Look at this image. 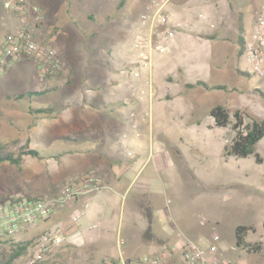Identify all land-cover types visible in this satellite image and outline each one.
I'll list each match as a JSON object with an SVG mask.
<instances>
[{"label": "rangeland", "instance_id": "1", "mask_svg": "<svg viewBox=\"0 0 264 264\" xmlns=\"http://www.w3.org/2000/svg\"><path fill=\"white\" fill-rule=\"evenodd\" d=\"M4 1L0 0V36L10 32L15 22L14 17L4 9ZM35 2L40 3L41 12L44 14L43 22L48 26H58L61 18L67 17L61 0H35ZM254 13L253 8H246L243 13L242 21L247 32L253 27ZM54 16L59 18L56 20ZM121 17L123 19V15ZM123 20L127 22L126 19ZM224 21L231 25L232 16L224 15L223 17L220 13L216 16L205 14L199 18V25L206 32L218 31V27ZM85 24L88 28L91 27V23L85 22ZM193 28L192 23L190 31H195ZM64 30H66L63 34L66 36V41L73 39L74 44H70L71 49L79 47L86 41L92 42L93 45L97 44L95 42L98 39H92L87 34L84 36L80 28L73 24L66 25ZM36 33L38 39L54 45L51 36L54 35L55 30H41L38 26ZM167 41L164 42L165 45ZM65 49L62 55L64 59H68L70 49L68 46ZM224 54L221 75L208 76L206 82L225 84L228 88L234 86L241 88L243 93L238 98L242 106L247 108L244 112H248L247 114L254 118H263L264 80L253 72L245 54L240 61L244 68L248 69L249 75H233L228 66L231 61V50L225 48ZM214 55L218 56V43L214 46L209 41L201 44L189 42L188 47L180 45L175 57L171 59V64L172 60L206 59ZM262 55L264 58V52ZM71 57L72 55L67 60V66L61 64L57 77L40 78L36 67L23 56H19L10 68L0 75V139L4 142H10L16 138L21 143L28 141L30 147L35 148L42 155V157L26 156L19 166L8 162L0 164V201L25 193L35 196L46 195L42 192L48 186L58 183L62 173L61 168L56 164L58 160L56 155L76 145L79 147L89 145L93 140L81 138L77 143L70 141L69 135H72L73 128H80L77 123L80 118L77 112L79 107L73 109V107L64 106L60 114L48 116H41L33 111V108L48 106L55 101L65 104L68 99H80V91L83 89L80 90L78 79L73 75L72 68L69 69L70 63L75 65ZM62 62H64L63 59ZM85 67H90L91 72H94L90 64L89 67L85 64ZM202 70V74L207 76L208 68H202ZM96 71L106 72L101 64ZM199 72L195 63L182 77L189 79ZM166 74L167 72L161 66L157 67L154 75L151 74L153 89L157 90L155 97L149 96L148 92L142 95V98L134 96L137 99H143L142 101L146 103L145 116L139 123V127L127 126L116 116L108 113V117L114 118V121L119 123V126H115L116 135L122 138L125 133L127 137L119 141L109 135L104 143H93L92 148L104 150L108 154L112 151L110 147L114 146L113 150L119 158L124 157L126 153H137L144 169L142 175L148 178L157 175L164 182L166 190L156 195L155 203L160 204L159 208L166 217L165 225L172 234L175 233L176 240L184 237L201 246L215 243L223 249L226 256L233 258L239 264H264V136L254 145L253 153L247 157L241 158L227 154L225 145L230 142L233 131L229 127L214 126L207 108L214 104L227 105L228 97L232 92L218 89L204 96L203 90L200 89L187 92L184 96L176 93L174 98L177 102L172 108L168 101L165 102V98L159 97L160 93L168 87ZM90 79L92 77L87 78L88 81ZM51 87H55V90ZM119 87H123L127 95L130 94L131 91L125 84L122 83ZM44 88L50 90L42 96L13 98V95L28 89ZM172 88L179 87L172 86ZM85 93L87 92L83 95L86 99L92 102L98 97L95 92ZM103 95L105 94H102V97ZM150 104H153V110ZM126 109L135 110L136 108L135 105L134 107L130 105ZM139 111L137 112L140 113ZM186 114L190 115L188 120H185L189 117ZM136 117L138 116L135 111L134 117L131 118L136 119ZM85 119L86 116L84 125ZM137 131L139 135L135 136ZM173 147L179 151L180 157L173 152ZM255 152L261 159L259 162L255 159ZM180 158L183 163L181 161L180 166H177L175 160H181ZM67 159L70 161L69 158ZM168 160L173 163L166 166ZM155 161L159 163L156 164ZM158 190L157 188L155 191L158 192ZM127 218L126 212H123L118 221L117 218L115 221H110L111 223L102 234V242L92 250L93 260L101 264L104 260L117 257L118 252L124 249L125 243L122 238L128 225ZM44 223L45 221L38 220L27 226L26 230L14 235L15 240H29V245L24 254L15 259L12 264H24L25 258L33 253L38 242L36 239L38 232L47 230L54 233L56 231V225L52 222ZM66 224L71 229L69 231L58 229L60 233H78L79 238L84 237L85 229L78 230L83 227L79 220L72 221L70 218ZM237 225L251 227L245 238L249 248L235 245L234 228ZM97 230L98 227L87 229V231L96 232ZM215 235L219 236L217 241L213 239ZM73 249L54 252L39 264H79L78 260L85 258V254L90 258V252L84 253L83 248L82 254L79 255L74 254ZM144 253L147 252L138 248L125 256L134 258Z\"/></svg>", "mask_w": 264, "mask_h": 264}, {"label": "crops", "instance_id": "2", "mask_svg": "<svg viewBox=\"0 0 264 264\" xmlns=\"http://www.w3.org/2000/svg\"><path fill=\"white\" fill-rule=\"evenodd\" d=\"M147 1L149 0H61L67 17H62L58 26H48L44 24V14H42L43 17L41 16L39 23L41 30H55L54 35L52 34L51 36V41H53V46L57 49L61 59L64 60L65 63L62 62L63 65H68L67 60L72 55L71 59L73 58L72 60H74L75 65L70 63L69 69L72 68L73 75L78 79L80 90L85 87V92H95L98 94V97L93 102L88 99L87 102H83L81 97L84 93L83 90H79L80 99L70 106L73 109L79 107L77 112L80 114V118L77 120L80 128H73L72 135H69L70 141L77 143L81 138H90L93 139L91 140V144L83 145L82 147L76 145L74 148L62 150L61 153L56 155L58 157L56 164L61 168L62 173L60 178H58V183H55L51 187L48 186L42 192L43 194L46 193V195H56L64 184L77 180L86 171H93L92 173L101 178L104 187L100 191L77 196L76 199L69 201L64 208L52 213L44 223L52 222L53 225H56V229L69 231L71 228L66 224L67 220L75 212L81 210L86 203L88 204L85 208V214L79 219L81 227H83L78 230L85 229V235L82 238L84 242L73 245L74 249L72 247L63 249L65 251L73 249L74 254L78 255L82 254V248L84 253L86 251L87 253L90 252V258L85 254V258L78 260L79 264H100L99 261L92 259V250L102 242V234L108 224L111 223L110 221H115L116 218L118 221L123 212H126L128 216V225L122 238L125 247L118 252V255L120 253L123 255L130 254L138 248H142L147 253L154 252L161 247L175 249L182 238L176 240L175 233L172 234L171 230L165 225L166 217L161 211L162 209L159 208L160 204L155 203L156 195L166 190L164 182L157 175H155L156 178L153 176L148 178L142 175L144 169H142L138 154L126 153L124 157L119 158L113 150L114 146L110 147L112 151L108 154L104 150L92 148L93 143H104L106 137L109 135L119 141L127 137L125 133L123 134L124 137L121 135L122 138L116 135L115 126H119V123H116L114 118L108 117V113L116 116L121 122L123 121V124L125 123L127 126L133 128H138L139 123L143 121L146 103L142 101L143 99H137L132 94L127 95L126 91L124 93L123 87H119V85L123 83L128 87L131 84L134 89H138L142 84L145 85L146 80L149 79V87L151 89V95L149 94V96L155 97L157 90L156 88L153 89L151 74L154 75L157 67L161 66L167 72L165 78L168 82H166L168 87L167 90L160 93L159 97L165 98V102L168 101L172 108L175 107L174 103L177 102L174 98L176 93L184 96L187 92L201 89L205 96L214 93L215 90L222 89L230 93L232 92L228 97V104L225 105L226 108L230 110H247L239 102L240 98L238 96L243 93L241 92V88L235 86L228 88L227 85L216 82L208 83L206 82V77L208 78V76L213 74L221 75L225 48L231 50V61L228 65L231 73L235 76H241V74L249 75L248 69L244 68L240 59L244 55L245 45L251 40L253 27L247 32L242 19L245 9H256L260 0H179L171 3L169 10L171 12V19L173 20L170 21V24L174 21L183 20L184 22L176 28L174 36L166 42L167 47L165 45V50L153 53L150 70L148 72L142 71L136 79L131 75V71L138 68L136 53L132 48V41L139 33L141 25L139 14L145 10ZM36 3L41 8L40 3ZM52 6H54L53 3ZM42 7L44 8V6ZM218 13L222 14L223 17L224 15L232 16L231 25L224 21L218 27V31L213 30L211 32H206V30L200 27V17H203L205 14L216 16ZM122 15L123 19H126L127 22L122 19ZM54 18L57 20L59 17L54 16ZM185 20L189 22H185ZM85 22L91 23V27L88 28ZM192 23L195 31H190V24ZM68 24H73V26L80 28L84 36L87 34L92 39H98L99 41L96 40L95 43L97 44H94L95 46L92 42L86 41L79 47L74 46L75 49H71L70 44H74L73 39L68 42L66 41V36L63 35L66 31L64 29ZM206 41H209L214 46L215 43H218V56H209L206 59L188 58L185 60H172L171 64V59L175 57L180 45L188 47L189 42L201 44ZM67 46L70 49V56L68 59H64L62 51ZM261 50L264 52V44ZM195 63L200 72L189 79L182 77V75L189 72ZM85 64L88 67L90 64L94 72H91L90 67L86 68ZM100 64L103 65L107 74L103 71L101 73L96 71ZM202 68H208L207 76L202 74ZM88 77H92V79L88 81ZM84 78H86L85 81H83ZM101 81L103 83L101 88H99L98 84ZM199 81L207 85H221L224 88H205L202 84L198 83ZM172 86L179 88L173 89ZM102 94L105 95L102 97ZM130 105L131 107L135 105L136 109H126ZM152 105L150 104L149 106L153 110ZM214 105H209L207 108L208 113L209 109ZM61 111L62 109L59 112ZM135 111L138 117L132 119L131 117H134ZM131 112L133 115H131ZM186 115L189 117L185 120H188L190 115ZM178 116L182 115L178 114ZM256 119L260 120V118ZM261 119L264 120V116ZM137 135H139L138 131L135 132V136ZM131 140L133 141L134 139ZM172 150L180 157L178 150L174 147ZM181 161L182 159L175 160L176 165L180 166ZM155 163L159 162L155 161ZM169 163H173V161L168 160L166 166H169ZM156 187L159 189L158 192L155 191L157 190ZM24 195L35 196L28 193ZM19 196L21 195L10 196L7 199H14ZM145 207L149 210L151 216L150 222L144 212ZM92 223L97 224L96 227H98L100 232L98 230L97 232L87 231L89 229L88 226ZM149 225L151 227L150 232L156 236V239L143 237Z\"/></svg>", "mask_w": 264, "mask_h": 264}, {"label": "built area", "instance_id": "3", "mask_svg": "<svg viewBox=\"0 0 264 264\" xmlns=\"http://www.w3.org/2000/svg\"><path fill=\"white\" fill-rule=\"evenodd\" d=\"M179 0H149L145 10L139 14L141 22L139 33L132 41L136 53L138 68L131 71L138 78L142 71H149L154 52L165 50L164 42L174 36L176 28L184 21H174L170 24L171 3ZM4 9L14 17L12 30L0 36V75L19 56H23L37 69L40 78L57 77L61 69V57L57 49L50 43L40 42L35 38L41 14L37 5L28 0H5ZM185 22H188L185 20ZM251 40L244 47V54L251 69L264 79V58L261 47L264 44V0H260L253 15ZM130 94L142 98L146 92L151 95L149 79L145 85L134 89L128 86ZM148 90V91H147ZM131 115L133 113L131 112ZM104 187L101 178L92 172L80 175L77 180L64 184L56 195L26 197L21 195L14 199L0 201V240L13 238L16 233L26 230L36 221H46L48 217L67 205L69 201L90 192H98ZM84 207L71 216L72 221L79 220L85 214ZM96 223L88 227H96ZM78 233L63 234L58 229L54 233L41 231L37 233L36 248L28 255L24 263L34 264L48 257L55 246L62 243L78 245L82 243ZM219 239L218 235L213 237ZM80 241V242H79ZM101 264H239L236 260L225 255L218 244L210 243L201 246L196 242L182 237L175 249L161 247L151 253L138 257H127L120 253L115 258L104 260Z\"/></svg>", "mask_w": 264, "mask_h": 264}, {"label": "trees", "instance_id": "4", "mask_svg": "<svg viewBox=\"0 0 264 264\" xmlns=\"http://www.w3.org/2000/svg\"><path fill=\"white\" fill-rule=\"evenodd\" d=\"M28 1L34 5H37L39 9V13L42 15L41 8H39V5L35 2V0H28ZM39 23L37 25V28L39 26ZM35 38L40 42L47 43L41 39H38L36 32H35ZM11 65L12 64H10V66H8L3 72L9 69ZM45 78L47 79L50 77L48 76ZM85 80L86 78L83 79V81ZM102 83H103L102 81L99 82L98 84L99 88H101ZM198 83L202 84L205 88H209V89L224 88V86L221 85H207L202 81H199ZM54 88L55 87H51L52 90H55ZM84 88L85 87H83V90ZM49 90H50L49 88H44L39 90L28 89L26 91L13 95L14 96L13 98L22 99L24 97L30 98L34 95L42 96L46 94ZM81 100L86 102L87 99L83 95ZM76 102H78L77 99H72V100L68 99L65 104H63L62 102L55 101L48 106L33 108V111L40 114L41 116H48V115L56 114L62 109V107L72 106ZM209 115L213 119L214 126L229 127L233 131V136L231 137L230 142L227 145H225V150L227 154H231L241 158L247 157L248 155L253 153L254 145L264 136V120L253 118L244 111L238 109L230 110L229 108H226L225 106L222 105H214L209 109ZM26 156L42 157V155L39 153L38 150L30 147L28 141L21 143L19 142V139L16 138L11 140L10 142H4L3 140L0 139V164L4 162H8L10 164L19 166L24 161V158ZM255 159L257 162L261 160L257 152H255ZM24 196L30 197L27 195ZM144 212L148 218V221L150 222L151 216L147 207L144 208ZM150 228L151 227L149 225L146 231L144 232L143 237L156 239V236L150 232ZM250 229L251 227L246 225H237L234 228V241L236 246L242 245L249 248L247 242L245 241V238L248 233V230ZM0 243H1L0 264H12L15 259L19 258L21 255L24 254V252L26 251L29 245V240H25V239L15 240L13 238H8V239L0 240ZM68 247H73V245L62 243L58 246H55L52 249V251L48 254V256L53 255L54 252H59L62 249ZM253 249H255V247H253ZM46 259L47 258L40 260L34 264H39L45 261Z\"/></svg>", "mask_w": 264, "mask_h": 264}]
</instances>
